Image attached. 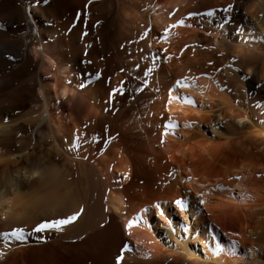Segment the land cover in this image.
I'll return each instance as SVG.
<instances>
[{
  "label": "bare ground",
  "instance_id": "bare-ground-1",
  "mask_svg": "<svg viewBox=\"0 0 264 264\" xmlns=\"http://www.w3.org/2000/svg\"><path fill=\"white\" fill-rule=\"evenodd\" d=\"M145 1L153 15L140 13L142 0H0V233L17 227L30 233L22 242L5 244L0 238V264H115L125 244L131 251L123 253L122 264H264V253L254 245L249 254L243 253L244 242L222 226L225 219L241 227L250 226L253 221L242 219L245 209L235 206L236 199L250 193L257 199L248 210L257 211L252 214L260 218L258 228L264 229V180L259 176L264 173V159L240 150V162L229 160L222 173L218 172L217 183L199 179L206 165L213 162L217 147L209 138L193 140L191 132L205 137L206 128L215 134L217 131L211 120H202L203 108L185 103V97L210 102L218 99L222 106L230 102L218 98L216 91L212 94L211 82L202 76L188 80L190 87H176V81L183 79L169 85L161 107L153 108L150 116L153 121L159 114L167 118L155 132L154 147L159 157L153 162L172 175L175 185L167 188L163 197L137 200L119 187L130 179L132 165L122 148L111 142L113 113L119 100L107 96L106 84L100 79L107 66L105 60L112 61L108 38L115 9L120 5L127 27L119 23L131 36L129 45L137 42L140 29H136L143 21L142 29L152 31L145 44L148 54L151 49L168 59L164 45L171 37L166 42L161 38L165 44L157 43L154 39L160 30L187 17L189 12L222 10L228 20L231 14L236 15L234 20L241 11L238 21H230L227 34L214 32L208 16L188 18L185 23L191 27L174 28L173 32L179 38L191 31L189 45L193 48H206L210 40L216 48H226L229 56L221 61V71L236 82L238 97L250 101L244 103V108L237 105L239 111L231 108L226 114L237 128L246 130L250 128L248 115L253 109L264 119V0H251L249 6L250 0H239L237 10L232 7L230 12L224 9L234 0ZM25 4L30 15L26 14ZM95 24L100 51L94 39L86 36ZM33 27L41 32L43 50L39 53L34 51L33 41L27 43ZM119 33L123 32H114L112 42H119ZM208 35L216 36L212 39ZM15 36L22 38L14 40ZM164 68L167 79L177 74L170 60ZM42 73L51 76V81L44 80ZM256 90L259 94L252 98ZM170 119L177 127L174 134L164 135ZM261 127L248 135L264 146V126ZM44 142L67 157L70 169L37 157ZM157 176V185H162L164 178ZM176 200L184 201L183 211L176 208ZM156 203L164 209L166 218L151 207ZM81 206L83 214L62 231H32L37 223L71 215ZM143 208L149 209L143 213L149 226L126 229L128 220ZM185 226L187 234L183 232ZM232 242L237 244L236 256L212 254L216 243L227 248Z\"/></svg>",
  "mask_w": 264,
  "mask_h": 264
},
{
  "label": "rangeland",
  "instance_id": "rangeland-1",
  "mask_svg": "<svg viewBox=\"0 0 264 264\" xmlns=\"http://www.w3.org/2000/svg\"><path fill=\"white\" fill-rule=\"evenodd\" d=\"M142 1L143 2L140 3L139 6V11L143 16H145L146 13L150 12V7L149 2L145 0ZM232 3L231 5L234 7V10H237L240 1L234 0ZM251 3L252 1L249 2L247 6H249ZM24 9L26 12L30 10L27 4H25ZM120 9H122L121 5L120 8L118 6L115 9V14L113 17L114 22L112 24L111 29L112 32L108 38V43L110 42L111 48L110 59H112V61L111 63H108V61L105 60L104 64H107V66L105 65V69L100 77V79L103 80L106 84L107 96L111 97L113 95L112 97H115L117 100H119L116 109L113 113L114 120L112 122L113 126L111 127V142L118 144L119 147L122 148L125 155L128 158L130 157L129 160L132 165V173L130 179L126 183H120L119 187L123 191H125L126 194L128 193L130 197H135L137 200H140L144 198L151 199L154 197H163L167 194L166 192H168L175 185V183L173 182L174 180L172 178V175L169 172L166 173V171L161 168L158 169V167L155 166L153 162L156 157H159V151H157V149H155L154 147L156 139L155 132L161 126L164 125L167 118L163 114H159L156 117L157 120L153 121L154 117L150 116V112L155 107H161L167 88L176 79L187 78L188 80H191L195 77H205L211 82V87L213 91L212 94H214V91H216V96L218 98L223 97L224 100L228 101V103L230 102L229 105L222 106L219 103L218 99H215L213 102H210L207 99L203 100L197 97L192 98L197 107H202L204 109H202L201 111L202 120H206L208 122L211 120L214 129L217 131V133L215 134L210 128H206L205 137L200 136L199 133L193 131L191 132L193 133L192 139L194 140V138H196L197 141V139L199 140L209 138L213 141L214 144H216V151L219 149L217 152L215 151V154L213 155V162L209 165H206L204 172L202 170L200 174L201 176L199 177L200 180L202 179L204 181L203 178H206L211 181V183H217V176L220 174L218 172L222 173L224 168L235 159L240 162L242 156V153L240 155V150L248 152L250 153V155H253L254 157L256 156V158L264 159V146L261 144V142L259 143L256 140H250L249 137L251 136L248 135V133L252 131L255 132L256 130H261V126H264V119L262 118V113H259L254 109V112H249L248 117L251 122V125L250 128L246 130H240L239 128H237L232 122V120H229L227 117L226 113H228L231 108L236 109L237 105L238 107L243 106L244 108V105L246 104L245 102H247L248 100L246 101L243 97H238V95L236 94V82L234 80H231L230 77L228 78V76H226L221 71L220 65H223L225 62V58L227 59V57L229 56L228 52L226 51V48H216L215 46H213L214 44L212 40H210L211 43L208 42L206 48H193L191 44L189 45V39L192 36L191 34H193L191 31H187L186 34L178 38V36L173 32L174 28H172L173 30L170 29L169 37H171V40H169L170 42L165 41L167 45L164 46H167L168 50L164 52L170 56V59H168V57L167 59L170 60V65L175 66V73L177 74L174 78L167 79L164 75L166 71L164 65H159L155 58L153 60V57L151 56V49L149 51V54H151L149 57L147 47L145 45L147 40L150 41L151 35H149L148 33L152 31L148 30V32L147 30L142 29L143 21L138 22V24H140L138 26V29L136 30H140L138 31L139 33L137 42L132 46L129 45V38H131V36L126 34L125 27H127V25L125 26L126 21H124V17L121 16L123 14V10ZM238 12V17L236 19L233 20V17H235L236 15L233 14V16L231 14V19L228 20L222 10L216 11L217 14L215 13V15L210 17V23L214 26V32L217 31L216 33L219 32L222 34H227L228 27L232 26L231 23L238 21L239 17L243 14L241 11ZM153 14L154 12L152 11L149 13V16ZM27 15L30 14L28 13ZM87 20L88 22L90 21L88 17ZM119 21L121 23H124L123 25L125 27L121 23H119ZM118 23L119 27H117ZM221 24H223L224 26L220 27V31L218 30V28ZM94 27L93 29L89 27V30L86 32V36L87 38L92 39V41L94 39L93 42L95 43V46H97L96 49L100 51V37L97 34L98 29L96 30V24ZM115 27L117 28L116 30ZM118 28L123 33H119V35H121L119 37V42L115 43L112 42L114 41L112 37L114 32L119 30ZM32 29L37 30L36 35L32 31ZM32 29L29 32L30 38L32 40L29 38L27 40V43L33 41V49L35 52L39 53L43 50V41L40 35L41 32L37 27H33ZM150 29H152L151 26ZM165 29H162L160 30V32L156 33L155 37L157 38V40L154 39L155 37L153 38L157 43H160L162 41V43L165 44L164 40H161ZM208 36L213 39L216 35ZM217 37L218 39H221V35H218ZM21 38V36H15L14 40H18ZM113 44L114 46H112ZM241 45L244 44L241 42ZM102 49L103 48H101V50ZM30 55H33V53H31ZM161 55L164 54L162 53ZM193 56L196 58V60ZM214 59L216 62H213ZM222 60L224 62H221ZM87 65L88 64L86 62L85 66ZM14 67L19 68L20 65H15ZM85 73L87 75L88 72ZM42 75H44V73H42ZM45 75L43 76V79L47 82H50L51 76L49 77V75ZM162 78H164L165 80ZM218 93L220 96L218 95ZM258 94L259 90H256L252 98H256ZM202 101L204 104L202 103ZM249 102L250 101H248V103ZM235 111H239V108ZM220 115L222 119L217 118ZM203 130H205V126L203 127ZM237 144H240L241 147L237 146ZM61 153L62 152H60V150H55L49 142H44L41 145V148L37 151V157L42 158L46 161H51L52 163L54 161V163L61 164L60 166L64 167L67 170V168H69L68 159L63 153ZM262 172H264V168ZM261 174L259 176L264 180V173L262 175ZM157 175H160L162 178H164V182L162 183V185H157ZM251 199H253L254 201H252ZM256 199L257 195L248 193L245 197H240L239 199L235 200V206H239L241 208L240 209L238 207L240 210L245 209L243 211L242 216L243 221L245 217V220L248 219L249 222L253 221L252 223H250V226L248 228L246 226V228L241 227L239 224H232L226 219L223 220L222 223V226H224V228L229 230V232L234 235L236 239H239L238 241L244 242L245 246L243 245L242 252L246 254H249V250L252 245H254L255 248L260 251L261 254L264 253V229L262 226H260L262 227V229L260 227L258 228L259 224L257 223L260 218H258L257 215L252 214L256 213L257 211L248 210L250 207H253L255 205Z\"/></svg>",
  "mask_w": 264,
  "mask_h": 264
},
{
  "label": "snow or ice",
  "instance_id": "snow-or-ice-1",
  "mask_svg": "<svg viewBox=\"0 0 264 264\" xmlns=\"http://www.w3.org/2000/svg\"><path fill=\"white\" fill-rule=\"evenodd\" d=\"M91 2H92V0H89V3H91ZM232 7L233 6L230 4V5H228L227 8L224 9V11L230 12L232 10ZM213 15H215V12L213 10H209L205 13L189 12L187 14V17L177 21L175 24L169 25L164 30L163 39L165 41H167V39L170 35V29H172V28H178V27H184V26L191 27V24L185 23V20L188 18H194L196 16L211 17ZM219 27H223V24L219 25ZM80 86L83 87L84 85L81 84ZM190 86H191V84L187 78H184L183 80H177L176 81V87H178V88H185V87H190ZM173 98L178 99V97H173ZM184 102L189 104V105L195 106L194 101L191 98L185 97ZM5 122H7V121H5ZM190 126H191L190 124L185 125V127H190ZM176 127H177L176 123L170 119L168 121V123L165 125L164 135H168L170 132L172 134H174V130ZM93 139H96V138L93 137ZM125 178H127L126 175H125ZM237 179H239V177H237ZM200 203L203 204L204 201L201 200ZM175 206H176V208L183 211L185 208L184 201L183 200H176ZM151 207L156 209V214L159 215L161 218H166V213L159 203H156V204L152 205ZM83 211H84V209L81 206L79 208V210L73 212L71 215L65 216L63 218H54L51 220L41 221L35 225V227L32 229V231L37 232V233L50 231V230H55L57 232H60L66 226L74 223L83 214ZM147 211H149L148 208H143V209H141V212L139 214H137L132 219L128 220L127 224L125 225L126 229L130 230L135 226H140L141 224H143L144 226H149L148 221L143 216V213H145ZM173 230H175V229H173ZM183 232L185 234H187L189 232V229L187 226H185L183 228ZM28 234H30V233H26V231L23 227H17V228H13L10 231L0 233V238L3 239L5 244H7L13 240L22 242L25 240L26 235H28ZM128 234L131 235V232L129 231ZM183 238H187V237L185 236ZM212 239L216 240V237L213 236ZM127 251H131V248L127 244H125L122 247L121 253L117 255L115 264H122V261L124 259L123 253L127 252ZM211 252L214 256H217V257H219L221 254H224V253H227V255H229V256H236L237 255V244L235 242H232L230 247L225 248V246H223L222 243H216L211 248ZM148 258H150V256Z\"/></svg>",
  "mask_w": 264,
  "mask_h": 264
},
{
  "label": "built area",
  "instance_id": "built-area-1",
  "mask_svg": "<svg viewBox=\"0 0 264 264\" xmlns=\"http://www.w3.org/2000/svg\"><path fill=\"white\" fill-rule=\"evenodd\" d=\"M152 55L154 56L155 60L159 65H164V63H167L168 59L166 56L158 54V51L152 50Z\"/></svg>",
  "mask_w": 264,
  "mask_h": 264
}]
</instances>
